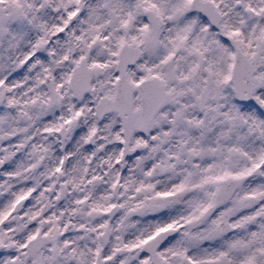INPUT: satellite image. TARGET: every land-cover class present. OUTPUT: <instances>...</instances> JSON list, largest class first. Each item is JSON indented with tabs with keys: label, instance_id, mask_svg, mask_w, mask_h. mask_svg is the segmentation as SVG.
I'll return each mask as SVG.
<instances>
[{
	"label": "snow or ice",
	"instance_id": "snow-or-ice-1",
	"mask_svg": "<svg viewBox=\"0 0 264 264\" xmlns=\"http://www.w3.org/2000/svg\"><path fill=\"white\" fill-rule=\"evenodd\" d=\"M0 264H264V0H0Z\"/></svg>",
	"mask_w": 264,
	"mask_h": 264
}]
</instances>
